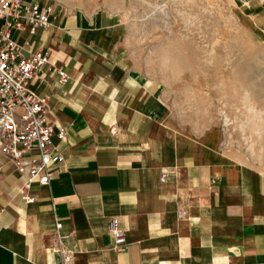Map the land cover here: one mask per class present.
<instances>
[{
    "label": "crops",
    "instance_id": "crops-1",
    "mask_svg": "<svg viewBox=\"0 0 264 264\" xmlns=\"http://www.w3.org/2000/svg\"><path fill=\"white\" fill-rule=\"evenodd\" d=\"M38 1L51 24L12 35L67 74L44 67L30 79L65 128L53 136L63 159L48 183L29 184L27 202L0 152V264H62L57 236L72 264H264V167L225 139L213 111L175 102L164 80L134 68L125 0ZM232 1L264 28V0Z\"/></svg>",
    "mask_w": 264,
    "mask_h": 264
},
{
    "label": "rangeland",
    "instance_id": "rangeland-1",
    "mask_svg": "<svg viewBox=\"0 0 264 264\" xmlns=\"http://www.w3.org/2000/svg\"><path fill=\"white\" fill-rule=\"evenodd\" d=\"M232 0H125L134 68L164 80L172 99L197 104L225 139L264 167V28ZM251 24H253L251 22Z\"/></svg>",
    "mask_w": 264,
    "mask_h": 264
},
{
    "label": "built area",
    "instance_id": "built-area-1",
    "mask_svg": "<svg viewBox=\"0 0 264 264\" xmlns=\"http://www.w3.org/2000/svg\"><path fill=\"white\" fill-rule=\"evenodd\" d=\"M51 9L50 3L42 5L38 0H0V152L10 158L22 176L18 192L27 202L35 198L29 184L48 183L54 164L63 159L53 136H65L64 126L49 121L48 94H38L30 79L44 67H55L61 82L67 74L50 62L45 51L26 48L12 34L25 27L32 32L49 26ZM166 171L162 170L160 180L165 179ZM59 226L56 220L55 228ZM108 229L117 241L121 240L116 217H111ZM56 243L62 264H72V252L60 244L58 236Z\"/></svg>",
    "mask_w": 264,
    "mask_h": 264
}]
</instances>
